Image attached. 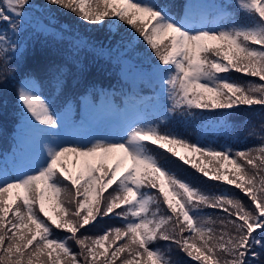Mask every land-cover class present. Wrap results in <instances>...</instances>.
<instances>
[{"label": "snow or ice", "instance_id": "obj_1", "mask_svg": "<svg viewBox=\"0 0 264 264\" xmlns=\"http://www.w3.org/2000/svg\"><path fill=\"white\" fill-rule=\"evenodd\" d=\"M41 6L113 34L127 26L124 47L131 52L143 42L156 61L150 75L166 100L158 105L161 124L212 113L224 136L240 141L244 129V141L259 143L211 147L162 131L147 116L116 135L61 139L62 113L53 111L34 77L17 79L33 0H0V83H18L20 115L42 136L34 162L0 168V264H262L264 0H225L211 19L195 21L191 11L177 18L157 0H44ZM123 63L129 80L134 65ZM135 81L125 96L143 106L144 81ZM242 111L260 124L235 119ZM164 153L229 187L203 190L168 168ZM105 218L119 224L90 235L89 226ZM54 230L67 235L59 239ZM174 251L187 259H174Z\"/></svg>", "mask_w": 264, "mask_h": 264}, {"label": "trees", "instance_id": "obj_2", "mask_svg": "<svg viewBox=\"0 0 264 264\" xmlns=\"http://www.w3.org/2000/svg\"><path fill=\"white\" fill-rule=\"evenodd\" d=\"M184 2L186 0H157L159 5H168L174 13L179 11ZM43 3L44 0H33V12L29 10L31 26L27 27V31L23 33L19 41L23 54L19 60L20 71L17 73V79L34 76L42 86L41 90L44 95L49 94L50 97L51 94L55 110L63 109L70 101L77 102L80 95L95 92L104 85L115 84L117 88L130 89L131 79H137L144 81L140 83L143 90L149 89L147 83L152 78L150 66L156 61L143 42H140L131 52L124 47V42L127 40L124 28L127 26H122L118 34H113L107 28L96 30L70 12L61 9L46 11L41 6ZM232 8L236 15L234 4ZM35 13L40 16H35ZM239 15L243 19V14ZM121 37L124 41L118 43ZM124 60H129L134 65V69L129 72V80H126L122 74V69L125 67ZM144 73H149V75H144ZM230 75L240 81L253 79L237 73ZM18 86V83L12 80L8 81L7 87L0 83V158L14 142L22 141L20 125L23 118L20 115V105L16 100ZM163 103H166L163 98L155 100L153 106L156 109L155 117L159 111L158 105ZM235 119L238 121L251 119L253 124H260V120L248 111H242ZM156 121L160 124L162 131L173 130L190 141L211 147L224 146L235 150L259 143L255 139L244 141V129L239 130L240 141L224 136L222 129L219 128L218 118L212 113H205L203 117L196 114L184 119H174L166 124H161L157 118ZM160 159L182 179L205 191L219 193L229 187L220 182L206 180L190 166L183 165L175 158L169 157L167 153L161 155ZM244 199L247 201L246 197ZM118 224V220L105 218L100 220L95 227L89 226L88 232L90 235L100 234L105 229ZM54 234L59 239L67 235L57 230H54ZM69 243L74 251H78L71 241ZM172 256L181 261L187 259L175 251ZM262 264H264V257H262Z\"/></svg>", "mask_w": 264, "mask_h": 264}, {"label": "rangeland", "instance_id": "obj_3", "mask_svg": "<svg viewBox=\"0 0 264 264\" xmlns=\"http://www.w3.org/2000/svg\"><path fill=\"white\" fill-rule=\"evenodd\" d=\"M210 3H212L214 6ZM205 5L209 6L206 9L208 10L211 9V13H212L215 7L220 6V2L218 0H209V3ZM187 7H189V5ZM204 7H205L204 5H201L200 7L197 8L199 11L198 15L201 14V12L203 11L205 14H202V15L206 16L208 19H211L209 17V12H207L208 10H204ZM30 12H33V10L31 9ZM34 15L38 16L36 13ZM193 19L194 21L196 20L195 16ZM26 20H27V27L31 26L30 18L27 17ZM156 93H158V90ZM153 106L154 104L151 106V111L155 113L156 109ZM60 113H62V119H63V123L61 126V132L59 133V136L61 139L86 140L92 137L106 136L109 133V131L112 132L113 134H118V131L116 130L119 128V123H120L119 119H121V117L110 115L109 114L110 108L106 106V104L101 107L92 104L89 110L85 109L81 111L80 112L81 116L78 118H75V109L71 106H68V109L65 108V110ZM130 114L134 116V118L132 119V124H135L139 120H142L145 118L143 111L142 113L140 112L136 114L130 111ZM147 119L149 123L153 125H157L156 117L154 115L151 116V114L149 113V116L147 117ZM87 122L90 123L91 125L88 126ZM26 131L28 132V130ZM36 136H34L35 138L33 137V139L27 143L30 146H34L33 148L36 150L34 149L33 150H26V149L23 150L19 156L14 157L13 161L11 162L12 166L22 167L26 164H29L35 161V159L39 156L41 142H42L41 134L39 135V137H36Z\"/></svg>", "mask_w": 264, "mask_h": 264}]
</instances>
